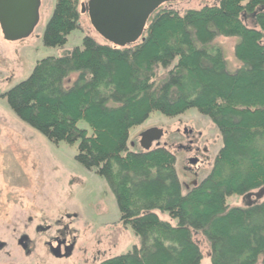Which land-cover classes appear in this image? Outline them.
I'll return each instance as SVG.
<instances>
[{"label": "trees", "instance_id": "trees-1", "mask_svg": "<svg viewBox=\"0 0 264 264\" xmlns=\"http://www.w3.org/2000/svg\"><path fill=\"white\" fill-rule=\"evenodd\" d=\"M82 1L56 0L44 45L66 43ZM160 6L133 44L85 35L69 54L37 60L4 93L7 103L51 141L77 143L76 160L105 179L120 220L140 238L139 247L97 264H200L197 231L211 264H264V0H217L182 13ZM217 36L238 38L235 71L226 69ZM160 66L171 67L156 78ZM190 108L210 119L222 144L205 177L182 193L176 157L164 143L133 151L127 141L152 111L175 117ZM254 190L263 196L238 206L226 201Z\"/></svg>", "mask_w": 264, "mask_h": 264}, {"label": "rangeland", "instance_id": "rangeland-1", "mask_svg": "<svg viewBox=\"0 0 264 264\" xmlns=\"http://www.w3.org/2000/svg\"><path fill=\"white\" fill-rule=\"evenodd\" d=\"M55 2L40 0L39 19L28 37L7 41L0 31V264H97L140 246V238L120 220L105 179L76 160L77 143L51 141L21 121L4 95L29 76L37 60L69 54L81 46L83 36L107 42L92 27L88 14L81 12L78 28L68 34L65 44L44 45L43 31ZM215 2L178 0L160 7L182 13ZM237 41V37L224 36L213 40L221 46L226 69L231 72L241 65L234 54ZM169 68L158 67L156 78H163ZM75 77L72 73L70 79ZM78 126L91 133L83 120ZM150 128L162 129L157 144L164 143L174 153L176 173L182 193H186L211 169L222 144L219 131L195 108L175 117L152 111L142 124L130 129L128 148L140 151V134ZM191 158L197 162L190 163ZM251 193L249 198L230 195L226 201L230 206L244 205L261 191ZM156 213L162 220L177 223L167 212ZM57 237L65 243L60 255L54 251ZM193 239L202 253L200 264H211L207 239L199 231L193 232Z\"/></svg>", "mask_w": 264, "mask_h": 264}, {"label": "water", "instance_id": "water-1", "mask_svg": "<svg viewBox=\"0 0 264 264\" xmlns=\"http://www.w3.org/2000/svg\"><path fill=\"white\" fill-rule=\"evenodd\" d=\"M178 0H86V12L95 31L108 43L123 47L138 41L151 14L163 3ZM40 0H0V31L7 41L28 37L39 19ZM163 134L150 128L140 134V146L148 150ZM191 162H195L192 159Z\"/></svg>", "mask_w": 264, "mask_h": 264}, {"label": "flooded vegetation", "instance_id": "flooded-vegetation-1", "mask_svg": "<svg viewBox=\"0 0 264 264\" xmlns=\"http://www.w3.org/2000/svg\"><path fill=\"white\" fill-rule=\"evenodd\" d=\"M170 3H171V2H170ZM147 22H148V21H147ZM185 130H186V128L184 129V132H185ZM158 141H159V140H158ZM158 141H154L155 144H157ZM181 146H182V145H181ZM186 149H188V148H186ZM192 159H195V162H193V164H195V163L197 162V159H196V158H191V159L189 160L190 163H192V162H191ZM55 244H56V245H55L54 251H55V253H56L57 255H60V254H61V252H60V248H61L62 245L65 244V243H64V241L62 240V238L57 237V238H56V242H55Z\"/></svg>", "mask_w": 264, "mask_h": 264}]
</instances>
